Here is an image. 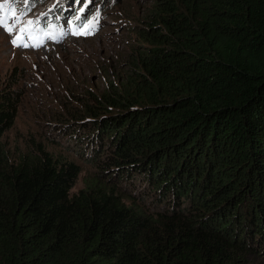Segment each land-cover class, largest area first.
<instances>
[{
  "label": "trees",
  "instance_id": "16d2710c",
  "mask_svg": "<svg viewBox=\"0 0 264 264\" xmlns=\"http://www.w3.org/2000/svg\"><path fill=\"white\" fill-rule=\"evenodd\" d=\"M148 26L134 86L58 126L96 168L77 194L75 162L5 147L0 83V264L264 259V0H156Z\"/></svg>",
  "mask_w": 264,
  "mask_h": 264
},
{
  "label": "rangeland",
  "instance_id": "374dc122",
  "mask_svg": "<svg viewBox=\"0 0 264 264\" xmlns=\"http://www.w3.org/2000/svg\"><path fill=\"white\" fill-rule=\"evenodd\" d=\"M30 1L0 0V19L7 17L8 26L13 27L10 34L0 26V83L10 85L21 95L14 125L3 142L10 152L41 144L54 156L78 164L81 173L70 190L74 195L97 172L74 148L67 149L58 126L85 116L100 102L108 105L106 98L110 100L134 86V71H140L139 52L146 48L139 40V32L148 29L156 0H74L71 12L65 16L69 0ZM85 7L88 10L84 22L73 28L69 20L77 19ZM52 14L56 19L52 24L58 27L49 26L51 32L46 36L47 31L39 29L51 23ZM17 17L19 24L14 23ZM97 18L93 34H71ZM28 20L36 22L33 28L38 30L31 39L25 31L23 42L28 47L14 46L11 41ZM51 36L59 38V42ZM38 40L43 44L33 47ZM249 261L264 264V259L256 255Z\"/></svg>",
  "mask_w": 264,
  "mask_h": 264
},
{
  "label": "snow or ice",
  "instance_id": "6c2138e0",
  "mask_svg": "<svg viewBox=\"0 0 264 264\" xmlns=\"http://www.w3.org/2000/svg\"><path fill=\"white\" fill-rule=\"evenodd\" d=\"M12 16H16L15 11L12 12ZM15 24H19L20 23V18L17 17L14 21ZM34 21L32 20H28L27 21V25L25 27H21L19 30V33L16 35V37L11 41V43L14 46L17 47H28L29 45L27 43L23 42V35L25 33V31L28 32L29 34V38H32V34L33 32L37 31L38 29L33 28L34 25ZM98 24V18L95 22L92 23H88L86 25L83 26V30L81 31H73L71 34L73 35H91L93 34V32L96 29V25ZM0 26H3L5 28V30L7 32H9L10 34L13 32V27L8 26L7 24V17L0 19ZM44 35L49 36V33H44ZM52 39H56L57 42H59V38H57L56 36H51ZM43 44V40H38L37 42L33 43V47H39Z\"/></svg>",
  "mask_w": 264,
  "mask_h": 264
}]
</instances>
